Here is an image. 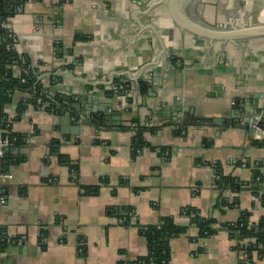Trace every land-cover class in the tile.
Listing matches in <instances>:
<instances>
[{
	"label": "crops",
	"instance_id": "0c3cea01",
	"mask_svg": "<svg viewBox=\"0 0 264 264\" xmlns=\"http://www.w3.org/2000/svg\"><path fill=\"white\" fill-rule=\"evenodd\" d=\"M65 1L28 0L10 24L17 52L40 69L56 107L35 109L20 91L6 106L10 130L23 143L8 152L11 179L0 181V264H118L121 252L125 260L146 257L141 229L164 218L188 230L171 241V264H240L237 242L221 225L244 214L257 224L264 206L246 190L235 208L223 210L236 195L217 189L215 169L250 182L253 166L264 163V148L243 129L254 119L264 132V39H199L176 25L171 0ZM178 11L220 29L264 25V0H195ZM116 81L131 90L107 95ZM140 81L151 85L147 95ZM56 97L93 113L80 136L72 135L76 115L63 124L62 110H75ZM135 119L162 127L146 135L149 146L137 156ZM186 208L217 221V233L202 238ZM253 264L264 259L255 255Z\"/></svg>",
	"mask_w": 264,
	"mask_h": 264
},
{
	"label": "trees",
	"instance_id": "16d2710c",
	"mask_svg": "<svg viewBox=\"0 0 264 264\" xmlns=\"http://www.w3.org/2000/svg\"><path fill=\"white\" fill-rule=\"evenodd\" d=\"M28 0H0V128L6 131V136L15 145H22L23 138L13 134L10 130L9 117L5 109L10 104L17 92H26L28 94L26 104L36 108L45 106L47 111L53 110L55 104L47 95V91L39 80L41 76L40 69L34 66V63L28 56L19 54L16 50L17 37L12 31L11 20L23 9ZM65 0H60V4H65ZM9 26V29L3 28V25ZM78 40H81L79 37ZM58 54L61 57L63 47H58ZM16 67L22 70L21 76L17 77L15 73ZM116 89L107 92V95L113 96L117 94H126L131 90L130 84H124L116 81ZM139 89L142 95L150 92L151 85L145 81L139 82ZM56 101L60 102L61 98L56 97ZM130 104L133 101L130 99ZM25 106V105H24ZM55 106V107H54ZM133 113V109L128 110ZM135 127L136 136L133 139L132 150L135 156L149 146L146 141L147 134H158L162 127H145L141 122L135 119L132 123ZM131 127H121L123 131H129ZM254 146L264 148V139L255 140ZM53 152H59V143L54 142ZM62 161L72 164L69 158L61 157ZM13 163L12 157L7 154L6 158L0 162V169L3 173H8L9 167ZM251 167V166H249ZM253 178L250 182H244L235 177H226L220 168H216L215 185L218 190L228 191L235 194L233 200L225 199L222 202L223 210L235 208L239 203L238 195L243 191L250 190L258 198L264 206V163L253 166ZM91 192H98V188L91 189ZM184 216L193 217L192 224L200 227V235L202 238L210 237L217 233L215 225L217 221L207 220L201 216L198 210L186 208L183 211ZM130 215L124 219L129 220ZM250 214H244L237 223L221 225L223 230L230 233L231 237L237 242V250L246 252L249 255L247 261L240 264H253L255 255L259 259H264V219L259 223H251ZM188 232L187 228L179 227L175 224L173 218H164L160 224L156 226L143 227L141 236L146 240L149 254L146 257H139L135 260H125V252H121L123 257L118 264H171V241Z\"/></svg>",
	"mask_w": 264,
	"mask_h": 264
},
{
	"label": "water",
	"instance_id": "95a60500",
	"mask_svg": "<svg viewBox=\"0 0 264 264\" xmlns=\"http://www.w3.org/2000/svg\"><path fill=\"white\" fill-rule=\"evenodd\" d=\"M195 0H171L170 1V13L172 16V19L176 23V25L182 29L185 32H188L199 39L207 40L211 43H224V44H238V43H243V42H248V41H253V40H258V39H264V25H257V26H250V25H245L243 27H230L229 29H220L219 27H211L209 25H206L204 23H197L191 20V18H186L181 16V13L178 11L179 10V5L181 3L186 4V2H193ZM183 10L184 7H183ZM187 14V12H186ZM89 100H92L90 98ZM66 102L67 107L70 109L75 110V114H70L67 115V110L63 109V114H64V120L63 124L64 126L67 127L68 124H72V117L75 115V117L78 122L76 126H74V129H72V135L73 136H80L81 134V128L82 126H88L89 123L91 122L90 116L93 114L91 113H85L83 111V104L76 103L73 98L65 97V99H61L60 103ZM238 102V100H237ZM56 106V104H55ZM191 113H193L192 110H190ZM80 115L85 117V119L80 118ZM80 118V120H78ZM97 118V117H96ZM206 120V119H205ZM223 119L221 120H215V123L219 124L222 122ZM141 125L143 126V122L141 121ZM250 125H255V126H261L260 121L256 120H249L248 124H246L245 127H243L244 130L248 131L251 133V135L254 134V129ZM261 137V140L264 139V134H259Z\"/></svg>",
	"mask_w": 264,
	"mask_h": 264
},
{
	"label": "built area",
	"instance_id": "2783aa9c",
	"mask_svg": "<svg viewBox=\"0 0 264 264\" xmlns=\"http://www.w3.org/2000/svg\"><path fill=\"white\" fill-rule=\"evenodd\" d=\"M3 28L9 29V26L4 24ZM39 109L41 111H46L45 106H41V107H39ZM251 126H253L252 128L255 130L254 138L257 140H261V137L259 136V134H264L261 127L255 126V125H251ZM135 133H136V131H135ZM12 146H13V144L9 140V137L6 136V131L4 129L0 128V162L6 158L8 152L12 148ZM10 179H11V176L8 173H3L2 170L0 169V181H8ZM241 258H242V261L245 262L248 260L249 255L246 252H241Z\"/></svg>",
	"mask_w": 264,
	"mask_h": 264
}]
</instances>
